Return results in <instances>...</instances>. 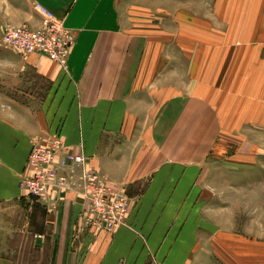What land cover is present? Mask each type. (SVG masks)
Wrapping results in <instances>:
<instances>
[{"label": "crops", "instance_id": "obj_1", "mask_svg": "<svg viewBox=\"0 0 264 264\" xmlns=\"http://www.w3.org/2000/svg\"><path fill=\"white\" fill-rule=\"evenodd\" d=\"M35 3L62 21L74 45L65 69L37 55L0 57V264H18L27 156L55 135L63 154L81 152L88 170L127 194L128 213L108 233L91 226L80 198L50 191L28 233L45 256L37 264H264V206L234 210L201 180L230 112L220 98L231 94L219 87L230 57L220 62L208 50L213 41L199 37L207 5L0 0V39L4 26H41ZM247 29L264 35L263 27H225L226 46L230 32L247 39ZM67 173L77 184L79 170Z\"/></svg>", "mask_w": 264, "mask_h": 264}, {"label": "rangeland", "instance_id": "obj_2", "mask_svg": "<svg viewBox=\"0 0 264 264\" xmlns=\"http://www.w3.org/2000/svg\"><path fill=\"white\" fill-rule=\"evenodd\" d=\"M199 1L206 4L209 11V16L198 17L201 27L199 37L203 41H213L216 47L208 48L213 50V57L216 56L222 62L229 56L231 61L219 86L222 92L231 91V94L223 95L218 105L221 110L230 109L228 120L225 126H222L214 160L208 161L201 180L204 185L216 186V200H225V205L234 209V206L246 203L248 207L258 210V206H264V35L249 32L247 29L245 32L252 36L249 35L246 39V33L230 32L231 45L228 48L227 42L224 41L227 31L224 29L263 27L264 32V0ZM2 34L3 31L0 39V57H19L16 51L2 43ZM222 41L225 47L219 48L223 46ZM228 72L233 75L232 79L225 78L231 76ZM233 72H239L238 79ZM203 191H206L205 187L202 193ZM117 192L127 197L125 192ZM201 199L206 200V192ZM19 203L21 207L16 217L21 221L19 228L25 229V234L21 233L22 238L14 240L15 249H18V264H37L45 256L36 254V249L30 245L32 234L28 233L36 230L33 217L36 220L35 210L40 205L36 199L28 197L23 191ZM251 210L248 209V221L251 220L249 216L253 215ZM38 215H42L41 210H38ZM262 226L264 230V224ZM152 264L158 262L153 260Z\"/></svg>", "mask_w": 264, "mask_h": 264}, {"label": "built area", "instance_id": "obj_3", "mask_svg": "<svg viewBox=\"0 0 264 264\" xmlns=\"http://www.w3.org/2000/svg\"><path fill=\"white\" fill-rule=\"evenodd\" d=\"M33 9L42 18L41 26L35 29L6 26L2 43L23 58L37 55L65 69L74 35L41 4L35 3ZM62 149L59 136L51 138L45 146H33L19 189L36 200H42L50 191L72 193L80 198L92 227L111 233L117 225H124L129 199L111 188L98 173L88 170L81 152L63 154ZM70 169L79 170L77 184L71 182L67 173Z\"/></svg>", "mask_w": 264, "mask_h": 264}]
</instances>
